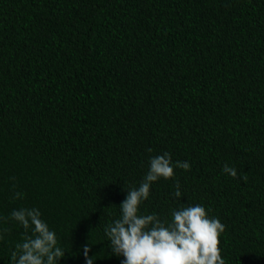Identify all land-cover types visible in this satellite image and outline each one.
I'll use <instances>...</instances> for the list:
<instances>
[{"label": "trees", "instance_id": "obj_1", "mask_svg": "<svg viewBox=\"0 0 264 264\" xmlns=\"http://www.w3.org/2000/svg\"><path fill=\"white\" fill-rule=\"evenodd\" d=\"M165 152L190 170L141 212L200 203L226 264H264V0H0V264L21 207L55 231L59 264H85L88 242L94 264H121L104 226Z\"/></svg>", "mask_w": 264, "mask_h": 264}, {"label": "clouds", "instance_id": "obj_2", "mask_svg": "<svg viewBox=\"0 0 264 264\" xmlns=\"http://www.w3.org/2000/svg\"><path fill=\"white\" fill-rule=\"evenodd\" d=\"M190 167L187 160L173 162L168 152L149 157L148 171L141 182L127 190L118 218L103 229L111 254L122 257L121 264H226L220 248L225 225L219 218L209 216L204 205L181 203L184 206L169 210L167 219H161L156 212H141L155 182L174 178L175 168L188 171ZM223 172L237 176L236 169L228 165ZM174 183V196L180 199V186ZM23 195L15 192L14 198L22 199ZM10 218L26 233L11 252L12 264H59L65 250L39 208L13 209ZM29 231L31 235H27ZM90 250L89 242L82 246L85 264H94L88 255Z\"/></svg>", "mask_w": 264, "mask_h": 264}, {"label": "bare ground", "instance_id": "obj_3", "mask_svg": "<svg viewBox=\"0 0 264 264\" xmlns=\"http://www.w3.org/2000/svg\"><path fill=\"white\" fill-rule=\"evenodd\" d=\"M173 58H175V57H173Z\"/></svg>", "mask_w": 264, "mask_h": 264}]
</instances>
